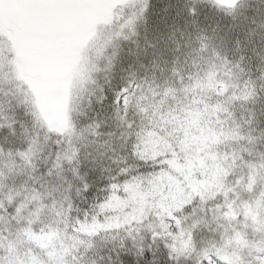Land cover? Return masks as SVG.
Segmentation results:
<instances>
[{
  "label": "snow or ice",
  "instance_id": "obj_1",
  "mask_svg": "<svg viewBox=\"0 0 264 264\" xmlns=\"http://www.w3.org/2000/svg\"><path fill=\"white\" fill-rule=\"evenodd\" d=\"M0 264H264V0H0Z\"/></svg>",
  "mask_w": 264,
  "mask_h": 264
}]
</instances>
